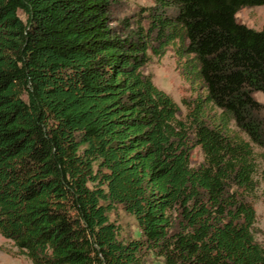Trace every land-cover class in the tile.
Wrapping results in <instances>:
<instances>
[{"label":"trees","instance_id":"obj_1","mask_svg":"<svg viewBox=\"0 0 264 264\" xmlns=\"http://www.w3.org/2000/svg\"><path fill=\"white\" fill-rule=\"evenodd\" d=\"M117 3L0 0V234L32 264H264V27L237 19L264 0ZM169 49L184 116L146 71Z\"/></svg>","mask_w":264,"mask_h":264},{"label":"rangeland","instance_id":"obj_2","mask_svg":"<svg viewBox=\"0 0 264 264\" xmlns=\"http://www.w3.org/2000/svg\"><path fill=\"white\" fill-rule=\"evenodd\" d=\"M153 0H118L115 6V16L118 20L131 18L143 7L152 5ZM237 19L255 29L264 27V5L247 6L237 13ZM146 71L151 73L157 86L169 93L178 103L181 114H186L184 100L194 97L198 90L193 88L191 83L184 77L175 52L169 49L163 56H153L146 66ZM255 97L264 104V93L256 92ZM203 152L200 147L192 151L191 161L193 165H198L203 161ZM257 211L256 235L258 240L264 245V183L261 182L258 197L255 201ZM112 219L122 226L125 236H138L140 234L139 225L136 218L119 206L112 213ZM16 247L13 241L0 234V264H32L24 257L16 254ZM161 260L152 255L148 257L146 264H160Z\"/></svg>","mask_w":264,"mask_h":264},{"label":"bare ground","instance_id":"obj_3","mask_svg":"<svg viewBox=\"0 0 264 264\" xmlns=\"http://www.w3.org/2000/svg\"><path fill=\"white\" fill-rule=\"evenodd\" d=\"M160 264H167V263H165V262L161 261V262H160Z\"/></svg>","mask_w":264,"mask_h":264}]
</instances>
